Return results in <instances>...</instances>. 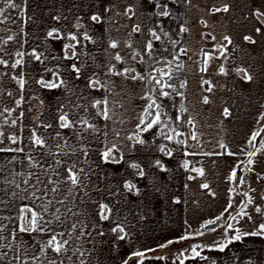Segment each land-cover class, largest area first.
<instances>
[{
	"label": "crops",
	"instance_id": "crops-1",
	"mask_svg": "<svg viewBox=\"0 0 264 264\" xmlns=\"http://www.w3.org/2000/svg\"><path fill=\"white\" fill-rule=\"evenodd\" d=\"M13 2L22 12L18 25L21 42L18 43L16 53H25L21 72L26 83L20 94L23 99H19L21 103L18 106L19 142L0 143V148L22 147L24 152H0V226L4 227L2 235L8 237L0 243L8 245L11 242V232L19 224L17 217L22 206L43 212L42 206L49 200L53 203L48 212L43 213L45 219L53 221L50 227L55 232L65 233L63 239H69L70 232L72 238L69 245H66L67 252L57 256L51 250H46L45 259L40 255V244L46 242L52 233H17L12 248H0V253L7 252V257L0 264H9L12 257L17 255V244L20 245L21 262L27 259L28 264H33V256H40L43 264H48V259L55 260L57 264L60 261L63 264H80L81 260L84 264H123L134 251L146 252L145 257L139 258L143 260V264H180L181 260L184 264H264V234L243 236V233L257 231L259 225L264 224V212L257 213L255 210L257 206L264 209V179L258 178L261 182L259 184L255 180L264 176V147H261L264 131H260L264 129V119H261L264 115V25L252 15L256 8L264 11V0H172L167 3L170 12L168 17L157 15L156 6L150 1H137L136 6L129 0ZM225 4L229 5L228 12L212 11L214 7L222 8ZM131 6H135V15H124L125 9ZM105 8L111 10L106 12ZM93 14L101 16V23L90 21L89 17ZM57 16L61 18L59 21L54 19ZM129 16L132 18L129 19ZM77 17H81L82 22L87 25L95 43L83 41L79 37L82 45H78L76 51L83 55H78L76 60H67L63 58L62 49L64 43L69 41L46 39V33L53 27L59 28L62 34L75 32L73 25ZM201 21H206L207 26ZM136 24L141 25V31L132 33ZM182 27L188 31L181 32ZM258 27L261 29L260 33L255 31ZM149 28L156 30L161 40L154 41L152 58L144 55L145 64H134L138 71L148 70V64L153 62V58L172 60L173 55L179 54L181 48L187 49V55H179L173 62V77L170 81L183 96L172 93L170 99L160 98L166 113L164 121L169 125L164 131L173 134L170 129L174 128L181 135L168 141L154 127L148 132L140 133L145 144L139 145L125 137L137 132L136 117L145 104L140 97L151 86L120 76L107 77L104 73L109 62L116 63L111 59L115 52H119L126 61L123 65H117L118 68L134 63L129 59L130 54L133 50L143 53L145 42L151 39ZM80 31L83 32L84 29ZM165 32L168 33L167 36L164 35ZM225 35L232 40V44L227 47V59L221 57L217 49L218 44L227 43L223 40ZM246 35L251 36L256 43L245 41L243 37ZM213 36L215 40L212 39ZM111 40L118 42L116 49L108 47ZM126 42H131L132 48L125 47ZM33 49L37 53H43V63L30 55ZM203 52L213 56L206 72L200 71L204 66ZM73 63L81 67L80 79H76V74L70 70ZM177 65L183 67L178 68ZM221 65L227 69V75L218 74ZM237 68L247 69L253 80H243V73L238 75L235 71ZM47 69L58 70L66 86L46 89L38 85L36 81L41 76L45 80L54 79L52 72ZM93 72L99 75L107 88L95 90L85 87ZM202 80L211 82V92L205 90L208 85L202 84ZM182 82H186L183 88L180 87ZM204 96H208V104L202 103ZM105 97L109 100L111 109V119L108 121L96 117V109L91 107L92 101ZM121 104L123 107L119 106ZM181 105L187 111L180 112ZM225 108L230 115H224ZM60 111L68 112L72 120L84 118L96 124L99 134H92L91 130L82 131L80 125L74 129H60ZM177 116L180 117L178 121ZM189 119L193 120L194 127L187 123ZM40 123L51 124L52 127L45 130L37 127ZM31 130H36L38 135L45 138L47 148H34L31 145L28 139ZM57 131L61 133V139H53ZM257 131H260V135L254 145L259 151L252 157L254 170L248 172L247 176L242 173L241 177L245 180L243 189L233 186V182L230 188L235 191L226 189L227 198L232 200L233 210L226 214L227 220H219L221 223L226 221L224 232L238 229L242 239L229 244L224 251H219L216 246H201L197 250L206 259L193 258L192 252L173 254L177 249L172 248L171 244L159 247L169 240H178L181 235L192 236L196 231L206 230L201 226L220 215L213 213L205 217L203 222L196 219L192 221V212L188 210L191 205L189 201H193L195 207L193 215H198L203 207L200 200L203 197L210 199L212 193L218 190V187L210 186L205 172L218 167L225 157L232 158L233 167L237 170L236 166L242 159H248L246 153L254 150L248 141ZM117 132L119 136L116 135ZM193 133L197 137L195 140L191 138ZM176 140L184 143L178 144ZM65 141L67 146L63 147V152L69 153L68 155L61 153L56 147L57 143L63 146ZM104 142L116 143L123 152L124 161L120 164L102 163L99 153ZM221 143L227 149L221 148ZM160 145L166 146L165 152L159 151ZM82 148H87V157L81 151ZM49 150L52 155L46 154ZM168 150H171V156L165 154ZM226 151L236 155L218 154ZM29 155L37 166H30ZM57 160L62 164L57 165ZM156 160L161 161L163 169L155 165ZM73 162H76L77 168L83 167L88 172L89 179L86 181L87 188H75L70 194L68 189L71 185L66 182L65 169ZM130 162L141 166L145 173L143 177L128 166ZM185 162L187 168L184 167ZM197 169H203L204 175L201 176ZM189 176L193 179H188ZM25 179L29 181L28 184L24 183ZM125 181L135 184L138 193L127 191L123 187ZM205 183L209 185L208 189L201 187ZM17 184L19 187H16ZM52 188H57V191L52 192ZM244 192H248L253 198V203L245 209L251 219L237 215L246 202ZM60 200L64 203H58ZM94 201L110 205L112 214L109 221L99 220ZM57 208L60 209L59 222L53 216ZM68 209L72 211L69 212ZM230 215H237L238 218L231 219ZM255 216H258L256 221ZM74 223L77 228L72 232ZM116 223L122 224L128 234L124 241L116 240L110 232V228ZM228 224L232 225V229L227 227ZM81 225L85 227L86 233L91 232V236L85 235L76 240ZM101 230L105 235H97ZM76 249L84 252V256L81 257ZM148 249L154 251H147ZM40 261L36 264H40ZM12 264H16V261L12 260ZM128 264H138L137 258L130 259Z\"/></svg>",
	"mask_w": 264,
	"mask_h": 264
},
{
	"label": "snow or ice",
	"instance_id": "snow-or-ice-1",
	"mask_svg": "<svg viewBox=\"0 0 264 264\" xmlns=\"http://www.w3.org/2000/svg\"><path fill=\"white\" fill-rule=\"evenodd\" d=\"M150 2L154 3L157 8L163 9L162 11L158 12L157 15L163 16V17H168L170 15V12L167 8V4H161L160 0H150ZM188 2H190V0H188ZM8 7L15 8L17 6L13 2V0H8ZM110 10H111L110 8L104 9V11H106V12L110 11ZM212 11L213 12H220V11L228 12L229 11V5L225 4V5H223L222 8L214 7L212 9ZM2 12H3V10L0 9V14H2ZM129 13H131L132 16L135 15V11H134L133 7H128L125 9L124 15H128ZM252 15L261 25H264V19H262V18H264V11H261L259 8H256L253 11ZM131 18L132 17L129 16V19H131ZM54 19L59 21L61 18L59 16H57V17H54ZM89 19L93 23H101V16L99 14H93L89 17ZM201 23L204 24L205 27L207 26L206 21H201ZM73 27L76 30L75 32L69 31L65 34H62L61 30L59 28L53 27V28L49 29L46 33V39L51 38V39H55V40H67V41H69L68 43H64L63 49H62V51L64 52L63 58L67 59V60H76V59H78V55H83V53L78 54L76 51L77 46L82 45V40L79 39V37H82L83 41L95 43V41L93 40V37L88 32L87 25L82 22L81 17L76 18V23L73 25ZM81 29H84V31L81 32L80 31ZM140 31H141V25L140 24H136L133 26L132 33H137ZM180 31L181 32H187L188 29L182 27L180 29ZM255 31L257 33H260L261 29L258 27L255 29ZM148 33H149V36L151 37V39H148L145 42L143 53L141 51L133 50V52L130 54L129 59L134 63L129 64L126 67L118 68L117 65H123L126 63V61H125V58L122 57L119 52H115L111 56V59L114 60L116 63L109 62L106 65V71L104 73V75L107 77L120 76L126 80L144 82L146 85L151 86L148 89V91L145 92L140 97V99L145 101V104L141 108L140 112L137 114V117H136V119H137V125H136L137 132L133 135H128L125 137V139H127L128 141H134L135 144H139V145L145 144V140L141 138L140 133L148 132L151 129H153L154 127L158 128L160 135L163 136L164 139H166L168 141H172L175 139V136L181 135V133L177 132L176 129H174V128L170 129V131L173 134H168L164 131V129L168 128L169 125L167 123H165V121H164V117H165L166 113L164 112L163 104H162V101L160 98L170 99L172 97V93H175L176 95H179V96H183V93L178 92L175 85L170 83V81L172 80V77H173V68H172L173 62L179 58V55H187V49L181 48L179 50V54L173 55L172 60H168L166 58H153V62L148 64V70H145L144 72L138 71L137 68L134 66V64H141V65L145 64L146 61L144 60V55H147L150 58H152L153 54H154V41H160L161 40V36L158 34V32L156 30L149 28ZM164 35L167 36L168 33L165 32ZM206 35H210V34H206ZM9 39H11V37ZM212 39L215 40V37L213 36ZM243 39L245 41H247L248 43H252V44L256 43V41L251 36L246 35L243 37ZM223 40L226 41L227 43L226 44H218L217 49L220 51V56L227 59V57H226L227 47H228V45L232 44V40L227 35H225L223 37ZM173 44H175L174 41H173ZM118 46H119V44L117 41H115V40L109 41L108 47L110 49H116ZM124 46L127 48H132L131 42H126ZM69 51H71V55H69ZM105 51L107 52V50H105ZM15 55L20 57V59L15 60V62L11 65L12 68H16V67L21 66L23 64V56L25 55V53L17 52ZM30 55L36 61L43 63V59H42L43 53H37L36 50L33 49V51L30 53ZM203 56H204V60H203L204 66L200 68V71L206 72L208 63H209V61H211L213 59V56L210 55L208 52H203ZM55 58L56 57H53V59H55ZM217 58H219V57H217ZM0 64L7 66V61L0 58ZM157 65H162V66H157ZM177 67L178 68L183 67V65H177ZM70 70L76 74V79H80L81 67H78L76 63H73L70 66ZM47 71L52 72L54 79L45 80L43 78V76H41V78L36 81V83L38 85H40L42 88H46V89H56V88H61V87L66 86L65 81H64V79H62L60 77L58 70L53 71L52 69H47ZM235 71L237 72L238 75L240 73H243V76H242L243 80H245L247 82H251L253 80V76L251 74H249L247 69L237 68V69H235ZM218 74H221V75H227L228 74V71L224 67V65H221L219 67V73ZM12 78L14 80H16V82L19 85V88L22 91L24 89L26 81L22 77L18 78L16 76H13ZM202 84L208 85V87L205 89L207 92L212 91L213 86H212L210 81L202 80ZM185 86H186V82H182L180 84L181 88H183ZM85 87L89 88V89L99 90L102 88H107V85L104 81H102L100 79V77L97 73L93 72L92 75L88 77V80L86 82ZM168 89H170L171 91H168ZM109 91H110V89H109ZM9 95H11V93H9ZM22 99H23V97L21 96V100ZM21 100L16 101L17 106L20 105ZM209 102L210 101H209L208 96H204L202 98L203 104H208ZM119 106L123 107L122 104ZM91 107L96 109V114H95L96 117H99L100 119H102L104 121H108L111 119V115H110L111 109L109 108V100L107 99V97H105L103 99H95L94 101H92ZM5 111H8L10 113L12 110L5 109ZM185 111H187V109H185L184 106L181 105L180 106V112H185ZM224 115H226V116L230 115L229 110L227 108L224 109ZM22 117H23V113L20 114V118H22ZM38 119H39V117H37V120ZM169 119H171V118H169ZM261 119H264V115L261 116ZM176 120L177 121L180 120V117L177 116ZM187 123L194 127L193 120L189 119L187 121ZM11 124H12V126H15L16 120H12ZM77 125L81 126L82 131L91 130L92 134H99V129H98L97 125L90 123L87 119L81 118L80 120H72V119H70L68 112H64V111L59 112L58 127L60 129H74V128H76ZM37 127H43L45 130H47L48 128H51L52 125L40 123L37 125ZM260 131H264V129H261ZM260 131L254 132L248 141V144L252 145L253 149H254V150L248 151L246 153L247 158H248L247 162H246V166H247V170L249 172L254 170L252 168V165L254 164V160L252 159V157H254L256 155L257 151H259V149H255L254 142H255L257 136L260 135ZM3 135H4L3 131H0V137H3ZM104 135L106 136V133H104ZM116 135L119 136V133L117 132ZM61 138H62L61 133L59 131H57L55 134V137H53V139H61ZM191 138L193 140H195L197 138L196 134L193 133ZM8 139L10 140V142L12 144H17L19 142V138L16 135H10L8 137ZM28 139L34 148H40V149L47 148V143H46L45 138L38 135L36 130H31V134H30ZM2 142H3L2 139H0V143H2ZM176 143L183 144L184 141L176 140ZM66 146H67L66 141H65V144L63 146L60 143H57V145H56V147L60 150L61 153H63L64 155H68L69 153L63 152V147H66ZM220 147L227 149V146L224 145L223 143L220 144ZM261 147H264V142H262ZM165 148H166L165 145H160L159 151L165 152ZM6 151L7 152H24V148H22V147L0 148V152H6ZM74 151L75 150L73 149L72 152H74ZM81 151L83 152L85 157L88 156L87 148H82ZM46 154L52 155L53 153L49 150ZM165 154L168 156H171L172 152H171V150H168ZM218 154H227L229 156L236 155L235 153H233L231 151H226V153H218ZM99 155H100L102 163H106V164H120L121 162L124 161L123 152L121 151L120 147L116 143L109 144L107 142H104V147L100 151ZM206 155H211V153H206ZM28 159L30 162V166H32V167L37 166V163H34L32 161V157L30 155L28 156ZM56 163H57V165L62 164V162L60 160H57ZM240 163L244 164L243 161H241ZM155 165L157 167H160L163 169V165H162L160 160H156ZM128 166L134 170H137V174L140 177L144 176L145 173L138 163L130 162ZM239 166L240 165H237L236 167L238 168ZM184 167L185 168L188 167L187 162L184 163ZM65 171H66V182H70V185H71V187L68 189L70 194L73 191V189H75V188H87L86 181L89 179V174L83 167L77 168L76 162H73L71 165H68L66 167ZM196 171H198L201 176L204 175L203 169H197ZM54 174H58V173H54ZM82 177H83V179H82ZM258 178L264 179V176H259ZM188 179H193V177L189 176ZM228 179H229V181H233V182L238 181L239 184L245 183V180L243 179V177H238L236 168H234L232 170ZM37 180L39 182V178H37ZM28 182L29 181L27 179L24 180L25 184H28ZM49 183H52V181L49 180ZM16 187H19V185L17 184ZM123 187L129 192L136 191L138 193V191H139L136 188V185L133 184L131 181H125ZM201 187L204 189H208L209 185L205 183V184H202ZM51 191L56 192L57 188H52ZM229 191L232 192V191H235V189L230 188ZM212 194L215 195L214 193H212ZM33 195H35V192H33ZM85 195H87V193H85ZM243 196L246 198V202H244L243 205L240 207L237 215H239L241 217L247 216L249 219H251V216L245 211V209L248 207V205L253 203V198H252V196L249 195L248 192H244ZM52 203H53V201L49 200L46 205H43L42 206L43 212L34 210L33 208H30L27 206H22L20 208V212H19V215L17 217L19 224H18L17 228L11 232V242L8 245H4V244L0 243V248H12V245L16 240L17 233H37L38 232V233H42V234L52 233L46 242H43L40 244V255L44 256L45 259H47V251L46 250H51L57 256H59L61 253L67 252L68 249L66 248V245H69L70 239L72 238V233L71 232L68 233L69 239H63L65 233L55 232L54 228L50 227L52 225L53 221L51 219L46 220L44 215H43V213L48 212V208H49V206L52 205ZM58 203L62 204V203H64V201L60 200V201H58ZM94 203L97 204L96 215L99 217V220L100 221H109L111 214H112V208L110 207V205L107 203H104L102 201H94ZM232 207H233V203H232V200L230 198L229 203H228V205L224 211L228 212L229 209H231ZM255 210L257 213L264 212V209H261L259 206H257ZM68 211L71 212L72 210L68 209ZM59 212H60V209L57 208L55 210V213L53 214L54 219L57 222H59L61 219L60 215L58 214ZM74 215H75V213H74ZM222 218H223V213L221 214V216H217L214 219H210V220L206 221L201 227L204 229H208L209 231H215L214 228H209V225L216 224L217 221L221 220ZM230 218L235 219V217H231V215H230ZM227 227L229 229H232L231 224H228ZM76 228H77V225L74 223L72 225V232H75ZM3 231H4V227L0 226V241L8 239V237H5L2 235ZM233 231L235 234L233 236L227 238L226 242L218 243L216 245V247H218L219 251H224V249L229 244L233 243L234 241H240L242 239V235L238 229H233ZM110 232L115 236L116 240H119V241H124L128 235L127 232L125 231L124 226L120 223H116L114 227H111ZM203 234L204 233L202 231L196 232V235H203ZM262 234H264V224L259 225V229L257 231H253L250 233L245 232V233H243V236H257V235H262ZM85 235L91 236V232L86 233L85 227L83 225H81L80 232H79V235L76 236V240H79L81 237H83ZM97 235L103 236V235H105V233H104V231L101 230L97 233ZM58 237H60V238L58 239ZM190 238H191V234L181 235L178 238V240H176V241L169 240L166 243L161 244L159 247H161V248L167 247L169 244L180 242L183 240H188ZM200 247H201L200 245L192 246L191 252H192L193 258L201 257V252L197 250ZM19 248H20V245L17 244L16 245L17 255L12 257V260L16 261V264H28L27 259H25L21 262V256L19 255ZM76 251L79 253V255L81 257L84 256V252L80 251L79 249H76ZM147 251H154V249H148ZM145 256H146V252H144V251H134L128 256V258H126L123 261V264H128V261L132 258H137L138 264H143V260H141L139 258H142ZM6 257H7V252L0 253V261L4 260ZM201 258L206 259V257H201ZM69 259H71V257H69ZM161 259H163V258L161 257ZM12 260L9 261V264H12ZM31 260H32L33 264H36L37 261H40V256H33V257H31ZM40 264H43V261H40ZM48 264H57V262L53 259H48ZM60 264H63V261H60ZM80 264H84V261L81 260ZM180 264H184L183 260L180 261Z\"/></svg>",
	"mask_w": 264,
	"mask_h": 264
},
{
	"label": "rangeland",
	"instance_id": "rangeland-1",
	"mask_svg": "<svg viewBox=\"0 0 264 264\" xmlns=\"http://www.w3.org/2000/svg\"><path fill=\"white\" fill-rule=\"evenodd\" d=\"M136 6V2L138 1H150V0H129ZM172 0H160L161 4H169ZM135 6L133 7L135 11ZM0 9L3 10L2 14H0V58L7 61V66L0 64V131H3L2 143L10 144V140L8 137L10 135H16L19 127V107L17 106L16 101L21 99V89L19 88L18 83L12 77H22L21 66L16 68H12L11 65L15 62L16 59H19L16 56V49L18 47V43H20L21 35L18 31L19 18L22 14L21 8H11L8 7V1L0 0ZM158 12L163 9L157 8ZM11 37V39H9ZM11 93V95H9ZM5 109L12 110L10 113L5 111ZM16 120V125L12 126L11 121ZM7 121V122H6ZM244 158V157H243ZM247 159H242L244 164L239 163V167L237 168L238 177L248 175V170L245 161ZM233 160L231 157H225L220 161V165L218 167L210 168L207 172H205L206 178L209 180L210 186L215 188L218 187V190L214 193L215 195H211L210 199L203 197L201 201V205L203 207L200 209L198 215L194 214V206L193 201H189L191 204L188 207V210L191 214L192 221H200L203 222L205 217L210 216L211 214H221L223 213V220H227V213L225 212V208L229 203V199L226 195V189H229L233 181H228V177L233 167ZM258 170V168H256ZM253 173V172H252ZM257 173V172H256ZM257 175V174H256ZM256 183H261L258 180V177L255 178ZM233 186L243 189V184H239L238 182H233ZM260 201V199H258ZM261 202V201H260ZM259 204V203H258ZM262 205V204H259ZM236 208V206H235ZM229 210H233V207ZM238 218V216H235ZM258 219V216H255V221ZM219 226L215 228V231L202 230L203 235H195L196 232L192 233V236L188 240H183L180 242L172 243L171 247L176 248L177 252L173 253L176 255H184L191 252V248L194 245L200 246H216L218 243H223L227 240V238L231 237L234 232H224L226 230V221L221 223L219 221Z\"/></svg>",
	"mask_w": 264,
	"mask_h": 264
},
{
	"label": "water",
	"instance_id": "water-1",
	"mask_svg": "<svg viewBox=\"0 0 264 264\" xmlns=\"http://www.w3.org/2000/svg\"><path fill=\"white\" fill-rule=\"evenodd\" d=\"M219 221H217V223L216 224H214V225H209V228H216V227H218L219 226ZM206 230H208V229H206Z\"/></svg>",
	"mask_w": 264,
	"mask_h": 264
}]
</instances>
